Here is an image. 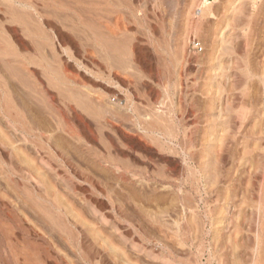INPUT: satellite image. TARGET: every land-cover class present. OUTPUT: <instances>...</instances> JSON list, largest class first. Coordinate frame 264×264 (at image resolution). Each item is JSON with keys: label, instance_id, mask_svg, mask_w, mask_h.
<instances>
[{"label": "rangeland", "instance_id": "1", "mask_svg": "<svg viewBox=\"0 0 264 264\" xmlns=\"http://www.w3.org/2000/svg\"><path fill=\"white\" fill-rule=\"evenodd\" d=\"M211 1L0 0V264H264V0Z\"/></svg>", "mask_w": 264, "mask_h": 264}, {"label": "bare ground", "instance_id": "2", "mask_svg": "<svg viewBox=\"0 0 264 264\" xmlns=\"http://www.w3.org/2000/svg\"><path fill=\"white\" fill-rule=\"evenodd\" d=\"M209 2H210V3H209ZM204 3H205V2H204ZM204 3H203V4H204ZM206 3H208V5H212L214 2H212V1H208V2H206ZM63 5H64V4H63ZM75 11H76V10H75ZM80 12H81V11H80ZM68 14H69V13H68ZM199 14H200V15L203 14V6H202V8L199 9ZM100 34H101V33H100ZM100 34H99V35H100ZM103 42H104V41H103Z\"/></svg>", "mask_w": 264, "mask_h": 264}, {"label": "built area", "instance_id": "3", "mask_svg": "<svg viewBox=\"0 0 264 264\" xmlns=\"http://www.w3.org/2000/svg\"><path fill=\"white\" fill-rule=\"evenodd\" d=\"M208 1H211V0H202V2H208ZM199 46V45H198Z\"/></svg>", "mask_w": 264, "mask_h": 264}]
</instances>
